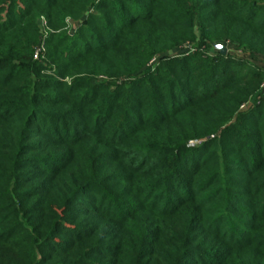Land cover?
Returning a JSON list of instances; mask_svg holds the SVG:
<instances>
[{"label":"trees","instance_id":"1","mask_svg":"<svg viewBox=\"0 0 264 264\" xmlns=\"http://www.w3.org/2000/svg\"><path fill=\"white\" fill-rule=\"evenodd\" d=\"M259 57L264 0H0V264H264Z\"/></svg>","mask_w":264,"mask_h":264},{"label":"rangeland","instance_id":"2","mask_svg":"<svg viewBox=\"0 0 264 264\" xmlns=\"http://www.w3.org/2000/svg\"><path fill=\"white\" fill-rule=\"evenodd\" d=\"M75 24H76V25H79L80 23H79V22H76ZM42 26H43V29H44V31H45V36H44V38H43V41L39 44L38 47H42L41 45H44L46 34H47V32H49V31L51 30L50 27L48 26V24L46 23V21H45L44 18H43ZM75 30H76V29H75L74 27L71 26V28H70L71 33L75 32ZM226 46H227V45H226ZM228 46L230 47V50H233V51L237 50V48H236L235 46H233V45H228ZM190 48H191V45H188V44H187L185 47H181V48L179 49V52H180V53H185V52H187L188 49H190ZM45 50H46V49H45ZM44 52H45V51H44ZM238 52H239V51H238ZM258 62H259V64L264 65V58L259 57Z\"/></svg>","mask_w":264,"mask_h":264},{"label":"built area","instance_id":"3","mask_svg":"<svg viewBox=\"0 0 264 264\" xmlns=\"http://www.w3.org/2000/svg\"><path fill=\"white\" fill-rule=\"evenodd\" d=\"M41 46H42V47H38V48H37V52H36V54H35V57H36V58L39 57V55H40L41 52H44V51H45V47H44V45H41ZM260 91H261L262 93H264V81H263V83L261 84ZM243 106H245V105H243ZM197 142H198L197 140H191V141L189 142V145L194 146Z\"/></svg>","mask_w":264,"mask_h":264},{"label":"water","instance_id":"4","mask_svg":"<svg viewBox=\"0 0 264 264\" xmlns=\"http://www.w3.org/2000/svg\"><path fill=\"white\" fill-rule=\"evenodd\" d=\"M216 48L219 49L222 54H225L226 55L227 52H228L227 46H225L223 43L216 44Z\"/></svg>","mask_w":264,"mask_h":264}]
</instances>
